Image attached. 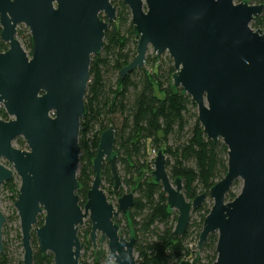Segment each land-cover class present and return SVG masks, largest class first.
I'll return each instance as SVG.
<instances>
[{
    "label": "water",
    "instance_id": "water-1",
    "mask_svg": "<svg viewBox=\"0 0 264 264\" xmlns=\"http://www.w3.org/2000/svg\"><path fill=\"white\" fill-rule=\"evenodd\" d=\"M130 10L139 39L137 56L121 71L124 80L143 69L149 51L173 60L174 87L197 106L207 138L228 148V172L209 194L189 201L181 178L172 180L167 157L159 151L152 180L163 187L171 211L178 213L175 234L186 233L193 212L213 201L197 245V255L181 264H199L211 235H218L214 264H264V31L252 28L264 5L235 0H121ZM106 20L102 19V16ZM117 10L111 0H0V192L17 176L15 203L24 250L23 264H35L33 234L40 252L55 264H81L79 230L89 219L96 259L106 264H137L135 238L121 236L115 220L127 217L135 195L124 194L118 209L102 188L108 162L114 192L123 187L115 154L116 132L101 136L93 161L95 178L84 207L78 195L81 122L91 80L92 58L101 54ZM25 26L32 38L31 57L17 39ZM22 138L28 151L14 147ZM239 195L226 200L234 184ZM44 224L38 226L39 218ZM6 217L0 210V255Z\"/></svg>",
    "mask_w": 264,
    "mask_h": 264
},
{
    "label": "trees",
    "instance_id": "trees-1",
    "mask_svg": "<svg viewBox=\"0 0 264 264\" xmlns=\"http://www.w3.org/2000/svg\"><path fill=\"white\" fill-rule=\"evenodd\" d=\"M117 10V18L110 25L100 55L92 58L91 80L85 97L86 114L81 122L80 167L78 171L81 206L87 201L92 187L95 160L101 136L110 128L116 132L115 154L118 156L119 174L123 187L135 195V204L124 222L121 235L135 238L137 264H181L197 255V245L203 231L205 219L210 214L213 201L208 197L195 212L182 236L175 234L178 213L171 211L168 199L160 184L152 180L154 159L150 150L163 151L167 157L168 171L172 180L181 178L187 200L209 194L228 172V148L222 141L215 144L204 134L198 119L197 106L183 89H176L172 77L175 73L173 60L166 56L148 54L146 65L121 79V71L137 56L139 39L132 24L131 12L121 0H111ZM239 3L264 5V0H238ZM102 19L106 20L103 15ZM252 28L264 31V12L254 19ZM2 29L0 26V37ZM32 50V38L18 32ZM8 49L0 41V51ZM0 119L8 121V115L0 112ZM20 149H27L26 142L15 141ZM237 181L226 200L233 201L239 193ZM12 193L15 203L20 186L12 180L4 184ZM102 188L108 195L116 196L111 166L106 162L102 171ZM122 195V193L118 194ZM124 195V194H123ZM44 217L39 218V225ZM92 226L83 238L90 248ZM218 235L209 237L201 253L199 264H214L217 260ZM32 246L35 264H55L52 254H42L33 234ZM93 255V254H92ZM81 264H103L93 255V262L80 260ZM0 264H14L4 245ZM18 264H23L19 261Z\"/></svg>",
    "mask_w": 264,
    "mask_h": 264
},
{
    "label": "rangeland",
    "instance_id": "rangeland-1",
    "mask_svg": "<svg viewBox=\"0 0 264 264\" xmlns=\"http://www.w3.org/2000/svg\"><path fill=\"white\" fill-rule=\"evenodd\" d=\"M235 3L239 4L238 0H235ZM19 31L24 33L25 35H27V31L29 32V30L25 26H20L18 28V32ZM17 39L20 41L23 49L28 54V56L31 57V50H29L25 41L23 39L19 38L18 36H17ZM149 54H154L152 49L149 51ZM166 56H168V54H165L162 57L165 58ZM0 112L5 113V110L1 109ZM9 120H12V119L10 117H8V121ZM14 147L17 149H20L15 142H14ZM20 150L28 151V149H20ZM150 155H151V159H154L156 157L157 153L156 152L154 153V151L151 149ZM0 164L5 166L8 169L14 170L12 168V166L7 161L2 160V161H0ZM14 182L20 186V179L17 176L14 178ZM241 189H242V182H240L239 187L236 189L237 193H240ZM120 193H122V195H118ZM128 193H130V192H128V190L125 187H122L120 189V191L118 193H116V196H111L108 194H107V196H108L109 202L112 203L116 209H118V200L123 196V194H128ZM12 195L13 194L10 193L8 190H5L4 185H3L1 188V192H0V210L3 212V214L6 217V223H5L4 228H3V243L5 245V249L7 250L8 254H9V257L14 260V264H18V262L20 260L23 261L24 250H23V246H22V234H21L20 220H19L17 210L15 209V206H14ZM85 204H86V202L84 203V205ZM82 207H84V206H82ZM122 219H123L122 215H120L117 218L118 221H120V220L122 221ZM193 219L196 220V216H193L192 220ZM118 225L120 228L123 229L124 222H122ZM38 226H40V225L38 224ZM88 227H89V219H87L85 221L84 225L82 227H80L79 233L82 237L85 234V232L88 230ZM100 236L101 235L98 234V239H97L98 244L100 241ZM122 237H124L126 239H130L129 237H126V236H122ZM81 243H83V244L85 243V240L83 238L81 239ZM103 249H104L105 255H104L102 261H103V264H106L107 260L110 258L107 241L105 242ZM97 252H98V250L92 251V250H87L84 248V250H82L80 260H83L87 263H92L93 262V255L95 257Z\"/></svg>",
    "mask_w": 264,
    "mask_h": 264
},
{
    "label": "flooded vegetation",
    "instance_id": "flooded-vegetation-1",
    "mask_svg": "<svg viewBox=\"0 0 264 264\" xmlns=\"http://www.w3.org/2000/svg\"><path fill=\"white\" fill-rule=\"evenodd\" d=\"M3 43V42H2ZM7 47H8V45H7ZM9 50V47H8V49L6 50V51H4V52H1L0 51V53H5V52H7ZM31 54H32V50H31ZM3 109V108H2ZM117 224V223H116ZM118 225V224H117ZM121 229V228H120ZM97 239H98V237H97ZM100 240H101V236H100ZM91 241V240H90ZM100 242L101 241H99V244L97 243V245H98V249H96V250H99L100 248H101V245H100ZM92 243V242H91ZM4 244V243H3ZM105 244V243H104ZM103 247H104V245H103ZM84 248L85 249H87V250H92V251H94L95 249H94V246H93V243H92V247L90 248L89 246H87V245H83V250H84ZM109 250V249H108ZM105 255V254H104ZM104 255H103V257H104ZM95 258H96V256H95ZM103 259V258H102ZM101 259V260H102ZM97 260V259H96ZM97 261H100V260H97Z\"/></svg>",
    "mask_w": 264,
    "mask_h": 264
},
{
    "label": "built area",
    "instance_id": "built-area-1",
    "mask_svg": "<svg viewBox=\"0 0 264 264\" xmlns=\"http://www.w3.org/2000/svg\"><path fill=\"white\" fill-rule=\"evenodd\" d=\"M155 153V152H154Z\"/></svg>",
    "mask_w": 264,
    "mask_h": 264
}]
</instances>
